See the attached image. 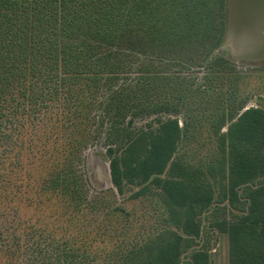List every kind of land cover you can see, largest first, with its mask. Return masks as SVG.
Segmentation results:
<instances>
[{
	"label": "trees",
	"instance_id": "obj_1",
	"mask_svg": "<svg viewBox=\"0 0 264 264\" xmlns=\"http://www.w3.org/2000/svg\"><path fill=\"white\" fill-rule=\"evenodd\" d=\"M209 1L0 0V264L75 262L68 240L61 243L67 246L63 258L43 252L42 241L32 242L31 210L44 213L49 206L41 198L48 193L80 197V174L67 161L87 146L91 135L79 133L92 123V112L101 110L109 130H125L120 125L127 115L147 107L139 101L178 77L159 72L162 63L185 66L184 58L162 53L176 43L200 41L210 30ZM225 1L217 0L223 16ZM224 26L220 21L221 31ZM156 121V128L121 133L118 146L108 140L116 193L149 181L178 213L174 225L195 239L202 237L196 218L212 201L227 198L233 205L243 197L237 220L211 227L227 234L228 264H264V111L249 107L230 122L218 180L222 197L216 198L205 178L189 182L185 168L169 164L181 137L177 117ZM38 141L42 148L52 144L48 164L35 161L48 153L34 149ZM183 241L177 233L162 240L144 264H178ZM191 262L208 264L207 252H193Z\"/></svg>",
	"mask_w": 264,
	"mask_h": 264
},
{
	"label": "rangeland",
	"instance_id": "obj_2",
	"mask_svg": "<svg viewBox=\"0 0 264 264\" xmlns=\"http://www.w3.org/2000/svg\"><path fill=\"white\" fill-rule=\"evenodd\" d=\"M209 3L214 16L210 30L200 41L192 38L189 43H176L162 53L180 60L184 58L185 66L162 63L159 72L178 77L163 83V89L157 87L161 89L157 95L152 93L147 99L140 100L139 103L144 102L142 106L147 107L135 115H127L120 125L125 130H109V123L102 121L101 110L92 112V123L79 133L80 136H85V133L91 135L87 146L81 147L75 158L68 156L67 161H72L80 174V197L72 199L68 196L66 200L60 195L62 199L48 193L47 199L41 198L49 206L44 213L35 208L28 209L31 210L32 242L42 241V250L50 257L63 258L67 246L64 249L61 243L68 240V244L71 243L75 249L72 252L75 257L73 264H144L162 240L177 233L184 238L178 264H192L191 254L200 250L207 252L208 264H228L227 234L211 226L222 219L237 220L243 213L241 207L245 206L243 197L233 205L227 198L212 201L196 218L202 237L195 239L184 235L174 225L178 213L169 209L160 190L149 181L141 186L125 185L122 194L116 193L110 182L109 158L106 155L108 140H115L118 146L121 133L133 135L141 128H156V120L177 117L181 137L169 164L173 162L185 168L188 172L183 171L182 176L187 177L189 182L205 178L211 183L214 198L222 197V186L218 180L222 175L221 163L223 149L228 144L229 124L246 108L264 111V61H236L220 48L225 30H220L219 23L224 20L226 25V9L223 16L217 8V0H210ZM136 75L133 72L131 76ZM98 98L101 100V95ZM159 106H166L167 109H156ZM129 120L131 123L127 124ZM221 133L226 137H222ZM59 138L62 143L61 133ZM37 147L40 152L44 149L48 153L35 161L51 162V142L42 148L38 141L34 149ZM139 190L141 193L134 197L133 194ZM238 192L241 190L238 189ZM78 199L80 205H76ZM62 209L65 212L63 215ZM40 227L45 241L39 237ZM56 244H59L58 247ZM14 264H25V261Z\"/></svg>",
	"mask_w": 264,
	"mask_h": 264
},
{
	"label": "water",
	"instance_id": "obj_3",
	"mask_svg": "<svg viewBox=\"0 0 264 264\" xmlns=\"http://www.w3.org/2000/svg\"><path fill=\"white\" fill-rule=\"evenodd\" d=\"M223 44L236 61H264V0H226Z\"/></svg>",
	"mask_w": 264,
	"mask_h": 264
}]
</instances>
